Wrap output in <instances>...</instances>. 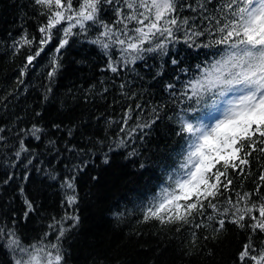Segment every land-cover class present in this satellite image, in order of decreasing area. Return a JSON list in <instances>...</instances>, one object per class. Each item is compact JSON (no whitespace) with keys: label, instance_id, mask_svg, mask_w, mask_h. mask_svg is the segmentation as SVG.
<instances>
[{"label":"snow or ice","instance_id":"obj_1","mask_svg":"<svg viewBox=\"0 0 264 264\" xmlns=\"http://www.w3.org/2000/svg\"><path fill=\"white\" fill-rule=\"evenodd\" d=\"M32 4L38 38L22 26L10 45L13 55L27 49L18 83H24L51 44L54 51L46 72L50 84L62 67V50L81 38L103 53L102 71L113 78L134 74L133 79H143L138 63L150 69L149 60L156 57L177 70L164 86L166 103H130L119 120H107L109 127L117 125L108 151L137 141L143 145L154 126L168 120L175 140L157 157L158 183L142 197V221L171 226L178 235L190 233L192 245L209 239L204 233L210 229L215 239L227 231L226 225H234L244 234L234 264H264V164L256 170L250 190L242 184L252 175L253 163L264 160V0H32ZM191 49L206 50L194 65L181 55ZM163 63L154 79L163 75ZM119 89L130 101L142 99L126 79ZM46 91L50 93L51 87ZM7 131L0 127V151L7 148L12 154L10 167L34 166L36 155L24 137L39 141L43 129L35 124L19 129L16 144H11ZM139 155L135 147L127 153L129 158ZM103 162H109L107 153ZM86 166L87 161L74 166L72 174L61 179L64 214L52 217L48 230L36 238L22 237L18 229V223L26 222L39 207L23 185H17L23 204L19 218V209L6 213L7 219L0 216V248L8 264H67L64 244L80 223L75 173ZM28 176L25 171L22 181ZM15 179L14 172H7L2 183Z\"/></svg>","mask_w":264,"mask_h":264},{"label":"trees","instance_id":"obj_2","mask_svg":"<svg viewBox=\"0 0 264 264\" xmlns=\"http://www.w3.org/2000/svg\"><path fill=\"white\" fill-rule=\"evenodd\" d=\"M33 12L32 0H0V127L10 130L7 135L11 144H16L15 133L19 129H30L34 124L43 129L39 141L24 137L36 155L34 166L25 169L20 164L13 169L10 167L12 154L7 148L0 151V216L7 219L6 213L19 209L16 212L19 218L23 204L17 185L22 184L39 211L26 222L18 223V229L22 237L42 235L52 217L64 214L65 208L61 205L65 190L61 179L70 176L74 166L87 161V166L75 173L80 223L64 244L67 264H234L235 254L244 241V234L234 225H226L227 231L216 234L215 239L210 229L204 233L209 239L200 238L192 245L190 233L178 235L171 226L142 221V197L150 195L158 183L160 161L157 157L175 140L168 120L158 122L143 145L137 141L130 147L108 151L117 125L109 127L107 120H119L130 103H166L168 94L164 86L172 82L177 70L156 57L149 60L150 69L138 63L137 71L143 79H133L134 74L113 78L112 73L102 71L106 64L103 53L81 38L62 50V67L50 84L46 72L54 51H50L51 44L34 62L35 67L29 69L24 83H18L27 49L13 55L10 45L22 26L38 38L37 17ZM205 51L191 49L181 55L188 64L194 65L204 58ZM162 63L163 75L154 79ZM122 79L130 81L132 91L142 99L130 101L121 96ZM49 86L50 93L46 91ZM104 87L108 88L107 93L103 92ZM73 146L75 151L66 150ZM132 147L138 150L139 156H127ZM105 153L109 157L107 164L103 162ZM140 163L145 167L140 168ZM261 164L264 160L253 163L252 175L242 182L243 189H251ZM25 171L29 173L26 182L21 179ZM7 172H14L16 179L4 185L2 181ZM46 173H54L59 178L50 179ZM236 179L239 187L240 178ZM0 264H8L2 248Z\"/></svg>","mask_w":264,"mask_h":264}]
</instances>
